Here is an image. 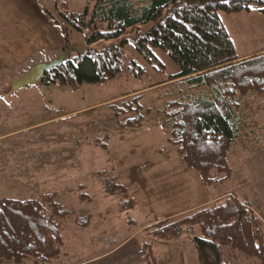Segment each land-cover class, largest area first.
Returning <instances> with one entry per match:
<instances>
[{
	"label": "trees",
	"instance_id": "1",
	"mask_svg": "<svg viewBox=\"0 0 264 264\" xmlns=\"http://www.w3.org/2000/svg\"><path fill=\"white\" fill-rule=\"evenodd\" d=\"M55 8H65L64 1L55 0ZM257 5L264 14V0H93L89 11L81 14H57L77 31L90 29L89 45L120 39L115 45L88 46L82 54L66 58L39 84L76 89L82 84H105L124 68L123 35L140 25L152 23L144 34L131 40L137 54L149 63L161 66L152 50H162L178 68L175 76L163 83H182L180 98L162 110L170 122L162 124L168 137L166 145L175 149L184 173L194 172L203 186L218 188L228 182L231 168L230 149L238 138L240 105L238 99L247 95H264V54L239 61L233 43L219 13L240 14ZM43 14L59 29L63 50L69 48V28L51 12ZM81 26V27H80ZM132 67L140 69L134 62ZM137 77V74H135ZM126 96V95H124ZM112 117L121 129H139L144 124L139 97L124 100L111 107ZM145 113L150 114L149 110ZM121 118H128L123 122ZM103 142H100V141ZM97 143L107 150L108 135ZM167 155L168 150L162 147ZM109 155V154H108ZM109 184L104 197L113 198L119 214L137 206L145 207L138 188L118 184L113 162L108 157ZM94 172L93 174H95ZM95 179V178H93ZM85 186H79L77 201L87 204L93 197ZM119 198H115V195ZM96 217H103L99 214ZM92 215L81 219L76 210L66 208L56 193L44 194L35 200L0 199V261L23 264H50L63 255L65 224L87 228ZM146 241L138 255L142 264H157L153 241H190L196 251L197 264H230L225 251L229 249L256 264H264V228L247 200L227 196L210 206L171 220H153L143 229Z\"/></svg>",
	"mask_w": 264,
	"mask_h": 264
},
{
	"label": "rangeland",
	"instance_id": "2",
	"mask_svg": "<svg viewBox=\"0 0 264 264\" xmlns=\"http://www.w3.org/2000/svg\"><path fill=\"white\" fill-rule=\"evenodd\" d=\"M54 1L0 0V105L5 102L4 96L8 97L14 92L11 84L26 75L31 66L49 63L61 55L73 58L82 54L88 46L115 45L120 40L89 45L87 39L91 32L88 27L80 26L81 31H77L57 16V14L69 13L78 15L85 8L90 11L93 0H59L66 3V7H60L59 10L55 8ZM251 8L259 10L255 4L251 5L250 10ZM43 9L51 12L69 28L68 50H63V37L57 26L45 17ZM250 10L240 15L219 13V16L227 27H229L226 21L228 18L232 20L236 16H242L237 18V26L233 29L243 37H245L243 33L246 37L249 34V43L253 49L261 42L264 43V35L261 31L259 38L258 11ZM151 27L152 23H147L123 35L128 40L124 46V68L114 80L105 84H82L76 89L59 88L55 85L43 86L37 83L15 92L23 97L21 103L17 102L15 105V107L20 105L22 110L8 112L5 108H1L2 122L19 124L25 122L27 124L24 127L33 123H42V125L22 130L21 133L7 137L8 139H0V199H38L30 195L28 188H31L37 191L36 194L56 193L59 201L66 208L76 210L77 216L81 219L89 214L93 216V220L97 219L98 213L103 214V217L107 213L110 215L106 225L108 229L105 228L98 236H95V228L80 230L77 232L82 237L78 241L73 238L70 230L67 231L63 237L67 245V254L72 255L75 260L96 255L97 251H101L103 246L98 238L106 236L107 232L115 238H121L131 234L138 224L149 218L148 211L141 206H138L139 209L128 210L120 220L117 219L116 214H113L116 206L112 201L113 198L102 195L106 185L109 184L108 172L112 171L107 170V174L103 173L106 169H110L107 163L109 153L97 143L96 139H101L105 132L110 138V141L105 143V147L110 148L116 143V138L120 134L123 136L129 134L119 128L117 121L112 117L111 107H119L124 100L134 97H139V105L143 109L142 115L147 124L160 122L166 128L170 126L162 110L167 104L180 98L178 92L184 87L182 83L175 82L163 83L159 86L156 84L166 82L179 70L164 51L152 50L161 65L159 66L140 57L131 43L136 34H144ZM252 36L256 43L252 41ZM16 49L18 51L25 49L23 59L17 61L5 59ZM33 49L35 52H32ZM36 49L42 51L37 52ZM131 62L141 67L143 72L140 73V69L132 67ZM30 95L36 97V103L32 102L31 105L26 102L30 101ZM42 102L49 103L50 108L45 110ZM238 103L240 105L238 138L233 143L227 159L232 173L227 183L209 189V194L222 197L228 193L238 200L249 201L254 215L260 219L264 228V95L257 96L250 93L238 99ZM146 110L151 113H145ZM126 119L128 118H121V121ZM162 146L168 152L176 154L175 149L166 145V142ZM177 157L179 158L178 155ZM94 172L96 173L93 174ZM110 175L114 176L115 172H111ZM23 178H32V183L25 184L22 182ZM79 186H85L86 194L93 197L90 203L80 204L77 201ZM119 197L118 194L115 195V198ZM224 198L225 196L217 201ZM67 225L71 226L66 223L65 228ZM110 234L107 237L112 236ZM173 246L179 247L178 244ZM225 254L230 264H256V259L245 258L229 249ZM109 261L101 260L94 264H108ZM25 262V264H33L30 260Z\"/></svg>",
	"mask_w": 264,
	"mask_h": 264
},
{
	"label": "crops",
	"instance_id": "3",
	"mask_svg": "<svg viewBox=\"0 0 264 264\" xmlns=\"http://www.w3.org/2000/svg\"><path fill=\"white\" fill-rule=\"evenodd\" d=\"M253 10L258 11V9L252 8L250 11ZM238 17L242 16H236L235 18H232V20H230V18L226 20L229 27H227L223 20L221 21L233 43L239 61L264 54V43L261 41L260 43L258 41L260 44L252 49L248 39L249 34L246 37L243 33L245 36L243 37L237 30L234 31L233 28L237 26ZM257 17H259L258 19L260 20L259 25H257V27L259 26L257 30L260 38L261 31L264 35V14L258 11ZM46 25H49L48 22ZM46 29L50 31L49 28ZM251 39H253L252 41L256 43L253 36ZM24 50L25 49L18 51L16 49L12 55L9 54V56L5 59L9 58V61L23 59ZM36 51L41 52L42 50L36 49ZM32 52H35V50L33 49ZM30 96V101H25L30 105L32 102L36 103V97L32 95ZM21 99H23V97L18 96L15 92L10 94L8 97L4 96L3 100H5V102L3 101V104L0 105V115L3 113L1 108H5L8 112L22 110L20 105L15 107L17 102L21 103ZM10 103L13 104V107L6 105ZM42 105H44L43 108L45 110L50 108L49 103L45 104V102H42ZM26 124L27 123L25 122L19 124L9 121H0V139L21 133L22 130L42 125V123H33L24 127ZM18 125L19 127H17ZM20 126L22 129H17L20 128ZM124 130L129 132V134L125 136L120 134L116 138V143L109 148V157L113 162L114 172L118 176V184L123 188H138L146 204L143 208L148 211L149 218L143 223L138 224L137 228H135L131 234L125 235L124 237L115 238L112 234L107 232V235L110 234L112 236L107 237L106 235L98 238V241L101 240L100 242L102 243L103 249L101 251H97L96 255H88L87 257L79 260H75L72 255L68 256L67 245L65 239L63 238L64 253L58 260L52 261L50 264H94L101 260H110L108 264H142L138 252L140 251L141 245L146 241L143 229L147 224L151 223L155 219L171 220L182 217L201 208L210 206L211 204L217 202L219 198L232 196L231 194L228 195V193L222 195V197L217 195L211 196V194H209V188L203 186L201 178H199L196 173L195 174L197 176L193 174L194 172L184 173L181 171V164L175 153L168 152V154L165 155L162 152V145L167 141V137L163 134L164 131L160 122L147 124L145 119L141 128ZM106 135L107 134L103 132L102 138ZM22 182L25 184H31L32 178H23ZM35 186L37 187V185ZM28 189L31 192L30 195H33L32 198H38L42 193L38 192L36 194L37 191L32 190L31 188ZM135 209H139L138 206L135 207ZM113 214H116L117 219L119 220L123 215L118 213L117 205L114 208ZM98 215L99 213L96 216ZM109 216V213H107L105 217H97L96 220H92L90 225L84 229L67 225L63 233V237L67 231L70 230L73 238L80 241L82 235H79V232L77 231L93 230L94 228V230H96L95 236H98L105 228L108 229L106 225ZM97 222L100 224H97ZM121 224L123 225L122 222ZM136 238H138L137 241ZM114 239L117 241H114ZM175 244H178L179 247L176 248V246H173ZM153 253L157 260V264H194V262L197 264L195 248L187 239H180L179 241L173 243L153 241ZM67 260L70 262H67ZM25 263L26 262L23 264ZM0 264L12 263L0 261Z\"/></svg>",
	"mask_w": 264,
	"mask_h": 264
},
{
	"label": "water",
	"instance_id": "4",
	"mask_svg": "<svg viewBox=\"0 0 264 264\" xmlns=\"http://www.w3.org/2000/svg\"><path fill=\"white\" fill-rule=\"evenodd\" d=\"M66 59L65 55L59 56L56 60H53L45 64H36L30 67L28 73L11 84V89L14 92L22 89L23 87L32 86L40 82L44 74L51 72L60 63Z\"/></svg>",
	"mask_w": 264,
	"mask_h": 264
},
{
	"label": "snow or ice",
	"instance_id": "5",
	"mask_svg": "<svg viewBox=\"0 0 264 264\" xmlns=\"http://www.w3.org/2000/svg\"><path fill=\"white\" fill-rule=\"evenodd\" d=\"M225 3H228V0H224ZM249 7H251V5H249Z\"/></svg>",
	"mask_w": 264,
	"mask_h": 264
}]
</instances>
